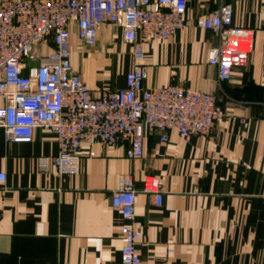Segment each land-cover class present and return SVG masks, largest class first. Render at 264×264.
<instances>
[{
  "label": "crops",
  "instance_id": "1",
  "mask_svg": "<svg viewBox=\"0 0 264 264\" xmlns=\"http://www.w3.org/2000/svg\"><path fill=\"white\" fill-rule=\"evenodd\" d=\"M227 2L233 23L253 29L254 38L248 60L221 81L208 62L219 36L197 19ZM71 43L73 67L95 93L126 86L134 60L120 27L105 23L92 47L74 29ZM144 48L145 87L213 93L226 117L209 135L187 141L176 130L148 128L145 155L137 159L126 156V144L85 142L78 174H60L53 163L41 167V157L59 151L50 129L7 142L0 127V171L7 174L0 185V264H122L124 220L111 200L121 174L138 189L134 221L145 263L264 264V0H188L186 25ZM147 175L162 180L161 206L142 190Z\"/></svg>",
  "mask_w": 264,
  "mask_h": 264
},
{
  "label": "built area",
  "instance_id": "2",
  "mask_svg": "<svg viewBox=\"0 0 264 264\" xmlns=\"http://www.w3.org/2000/svg\"><path fill=\"white\" fill-rule=\"evenodd\" d=\"M187 9L188 0H1L0 127L5 140H29L36 129H50L58 137L59 151L41 157V167L53 163L60 174H78L85 142L126 144V156L137 159L145 155L148 128L176 130L185 141L194 134L209 135L227 115L213 93L179 84L144 86V42L169 39L186 25ZM233 12L227 2L197 19L199 27L219 36L208 62L218 68L221 81L233 76L253 48L254 30L235 25ZM105 23L122 29L134 63L125 87L97 94L73 67L71 39L76 29L85 45L95 46ZM162 139L168 141L169 136ZM6 181V172L0 171V185ZM142 190L162 205L165 188L160 177L147 175ZM137 192L127 174L119 176L112 192V207L124 220L122 264H148L140 254L142 233L134 221Z\"/></svg>",
  "mask_w": 264,
  "mask_h": 264
},
{
  "label": "rangeland",
  "instance_id": "3",
  "mask_svg": "<svg viewBox=\"0 0 264 264\" xmlns=\"http://www.w3.org/2000/svg\"><path fill=\"white\" fill-rule=\"evenodd\" d=\"M103 72H104V71H103ZM96 74H97V76H100L99 72H97ZM102 74H103V73H102ZM100 77H101V76H100Z\"/></svg>",
  "mask_w": 264,
  "mask_h": 264
}]
</instances>
